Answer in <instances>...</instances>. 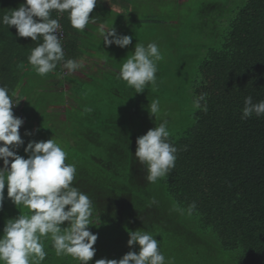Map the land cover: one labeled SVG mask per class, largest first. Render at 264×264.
Returning a JSON list of instances; mask_svg holds the SVG:
<instances>
[{
    "label": "trees",
    "instance_id": "16d2710c",
    "mask_svg": "<svg viewBox=\"0 0 264 264\" xmlns=\"http://www.w3.org/2000/svg\"><path fill=\"white\" fill-rule=\"evenodd\" d=\"M22 3L0 0V18ZM157 5L135 20L128 19L126 5L124 22H135L125 28L132 42L124 48L100 43L93 51L82 49L67 11L61 14L65 59L84 63L94 55L118 72L74 76L61 62L41 76L28 57L43 38L20 37L14 26L0 23V85L20 99L12 112L24 121L19 128L24 143L14 150L27 158L30 140L52 138L66 151V163H75L72 184L92 200L93 223L99 217L97 226H87L98 236L88 264L138 252V244H127L135 230L154 235L166 264H264V116L240 119L245 96L264 99V0H160ZM90 14L116 22L122 15L96 9ZM51 16L56 19L54 11ZM150 42L163 56L157 81L136 93L120 78V68L136 43ZM56 84L59 89L52 90ZM174 85L182 86L180 93ZM45 89L51 96L42 94ZM200 92L208 93L206 112L192 107ZM154 99L160 106L156 117L147 110ZM46 100L64 112L40 110ZM171 103L165 118L161 113ZM163 120L177 159L168 176L149 183L146 165L134 155L136 140ZM4 196L0 234L7 219L30 214L12 203L6 187ZM192 202L196 207L189 214ZM43 243L47 256L40 264H80L71 255L57 256L50 236Z\"/></svg>",
    "mask_w": 264,
    "mask_h": 264
},
{
    "label": "clouds",
    "instance_id": "9594fccd",
    "mask_svg": "<svg viewBox=\"0 0 264 264\" xmlns=\"http://www.w3.org/2000/svg\"><path fill=\"white\" fill-rule=\"evenodd\" d=\"M98 0H25L24 3L0 18V23L14 26L20 37H30L32 41L43 38L31 50L29 63L37 73L45 76L57 68L58 64L70 74L83 67L75 59H65L62 47L63 31L58 19L51 13H68L73 28L83 31L91 20ZM99 34L105 45L115 44L121 48L132 42L130 35H120L112 27H101ZM163 58L156 43L146 46L136 43L134 52L122 64L119 76L127 85L142 92L147 85L155 86L158 71L157 62ZM208 93L194 95V110L207 111ZM9 95L6 86L0 85V206L7 197L18 208L23 205L30 214H19L6 220L0 234V264H40L47 253L43 238L50 236L56 255H71L80 264H88L96 249L93 247L98 236L88 229L93 223V204L90 197L73 186L77 167L66 163L67 153L54 139L29 141L24 147L27 158L14 150L24 141L19 133L23 119L13 115L12 107L19 103ZM148 112L156 117L160 112L159 100L154 99ZM90 111V109H87ZM253 115L264 116V99L254 102L251 95L245 96L240 119L247 120ZM168 121L163 120L136 140L135 157L146 165V179L156 183L169 175L175 168L178 149L170 141ZM26 134H29L26 132ZM11 158V160L9 159ZM67 206V207H66ZM196 204L189 205V214ZM67 222L66 227H61ZM127 244L139 245V251H128L119 260L101 258L95 264H166L164 254L159 250V242L148 231H129ZM167 264H171L168 261Z\"/></svg>",
    "mask_w": 264,
    "mask_h": 264
},
{
    "label": "crops",
    "instance_id": "0c3cea01",
    "mask_svg": "<svg viewBox=\"0 0 264 264\" xmlns=\"http://www.w3.org/2000/svg\"><path fill=\"white\" fill-rule=\"evenodd\" d=\"M22 1H23V3L25 2V0H22ZM114 2H116L115 5H114ZM157 2H158L157 0H98L97 4L93 10L96 9L97 13L100 12L101 14L103 13V11H106V10H111L112 13H114V14L122 13V15H120V19L118 20L119 22L113 21L109 18L107 19V18L103 17L102 15L100 17L96 16V18L93 19L92 14H90L91 20H90L89 24L85 26V29L83 31H81L82 34L79 32L80 30L76 29V31L78 33L77 34L78 40L76 39V41H79V43H81V42L84 43L83 48H82L84 51H93L92 46L98 47V44H100V43L104 44L103 40L99 34V29L101 27H110L112 25V27L115 28V30L118 34L126 35L125 34L126 26L129 27V26H131V24L134 23V22H132V23L128 24L129 22H124V19L126 18V16L123 14V9L125 8L126 5H127V7L130 8V13H129L128 19L135 20V18L136 19L139 18V15L137 17H134V13H136V10H138V12H140L141 8L146 10V8L149 9L150 7H156ZM132 11H133V13H132ZM91 58H98V57L93 55V56L89 57V59L87 58L86 61L91 60ZM104 64H106V63H104ZM112 69H113V71L118 72L117 69H114V68H112Z\"/></svg>",
    "mask_w": 264,
    "mask_h": 264
},
{
    "label": "rangeland",
    "instance_id": "374dc122",
    "mask_svg": "<svg viewBox=\"0 0 264 264\" xmlns=\"http://www.w3.org/2000/svg\"><path fill=\"white\" fill-rule=\"evenodd\" d=\"M158 2H160V0H157ZM157 2V3H158ZM177 2L178 3H180L181 2V0H177ZM157 5V4H156ZM167 5V4H166ZM157 6H159V4L157 5ZM160 6L162 7L163 5L160 3ZM168 6H170V4H168ZM140 8V7H139ZM167 9V8H166ZM166 9H164V10H166ZM169 9H171V8H169ZM148 12V11H147ZM147 12H145V9H143L142 11H141V13L140 12H138V10H136V13H134V17H137L139 14H145V13H147ZM132 13H133V11H132ZM130 23H132V22H129L128 24H130ZM135 23V22H134ZM131 24V26L132 25H135V24ZM137 24V23H136ZM162 48V47H161ZM163 49V48H162ZM161 49V50H162ZM163 51V50H162ZM88 59H89V57H87ZM86 58V59H87ZM105 62L103 61V60H100V59H98V58H91V60H89V61H86L85 60V62L83 63V67L82 68H80V69H77L76 71H74V72H72V75H74V76H79V75H81V72L83 71V72H86V73H93V72H95V71H98V70H113L110 66H108L107 64H104ZM173 66V65H172ZM187 69V68H186ZM191 69L189 68V69H187V71H190ZM114 84V83H113ZM59 85L58 84H56L55 86H52L51 87V89L52 90H58L59 89ZM184 87H186V85H184ZM180 88H182V86L181 85H174L173 87H172V89L173 90H175V91H177V92H179L181 89ZM42 91V94H44V95H46V96H51L50 94V91H48L47 89H45V90H41ZM180 93V92H179ZM65 99H66V101H68L69 103L71 102V98L67 95V96H65ZM37 102H39V101H37ZM116 105V112L118 113V115H121V107H118L117 106V104H115ZM172 105V103L171 104H168V105H165V107H164V109H163V111H165V112H163V113H161V115L163 116V114H165L164 116H165V118H168V117H170L171 115H170V113H169V110L167 109V107H170ZM44 109H46V110H49V113H51V114H58V115H61L63 112H64V107L62 106V105H51L50 103H49V101L48 100H46V102H45V104L43 105V106H41L40 107V110H44ZM37 116H38V112L37 113H33V119H37ZM122 116H119V118H121ZM164 118V119H165ZM143 120V119H142ZM22 128V127H21ZM10 160H11V158H9ZM3 166V161L2 160H0V167H2Z\"/></svg>",
    "mask_w": 264,
    "mask_h": 264
},
{
    "label": "built area",
    "instance_id": "2783aa9c",
    "mask_svg": "<svg viewBox=\"0 0 264 264\" xmlns=\"http://www.w3.org/2000/svg\"><path fill=\"white\" fill-rule=\"evenodd\" d=\"M54 12H55V16H56V19H58L59 20V23H60V21H61V14H57V12L54 10ZM61 25V24H60ZM62 27V26H61ZM62 31H63V29H62ZM64 39H65V32L63 31V37H62V47H63V44H64Z\"/></svg>",
    "mask_w": 264,
    "mask_h": 264
}]
</instances>
